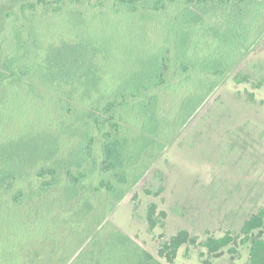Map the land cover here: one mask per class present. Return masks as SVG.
Wrapping results in <instances>:
<instances>
[{"label":"trees","instance_id":"16d2710c","mask_svg":"<svg viewBox=\"0 0 264 264\" xmlns=\"http://www.w3.org/2000/svg\"><path fill=\"white\" fill-rule=\"evenodd\" d=\"M235 2L0 0V264H162L108 218L239 64L216 22ZM263 67L234 81L263 88ZM240 233L246 264H264V208ZM185 236L159 256L171 263Z\"/></svg>","mask_w":264,"mask_h":264},{"label":"rangeland","instance_id":"374dc122","mask_svg":"<svg viewBox=\"0 0 264 264\" xmlns=\"http://www.w3.org/2000/svg\"><path fill=\"white\" fill-rule=\"evenodd\" d=\"M225 10L216 22L243 48L239 64L166 142L108 218L162 264H246L250 245L242 244L240 227L264 208V87L253 86L259 74L251 84L234 81L240 70L253 76L248 66L264 60V0H236ZM151 203L157 205L156 215L165 214L159 218L162 226L152 230L146 219ZM179 232L187 233L185 243L169 263L159 254ZM227 233L235 238L233 243L209 254L205 242Z\"/></svg>","mask_w":264,"mask_h":264}]
</instances>
